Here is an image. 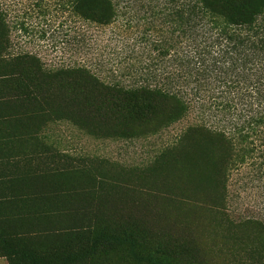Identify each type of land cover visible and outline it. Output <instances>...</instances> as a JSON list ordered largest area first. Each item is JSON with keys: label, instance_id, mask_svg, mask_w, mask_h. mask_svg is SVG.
Masks as SVG:
<instances>
[{"label": "rangeland", "instance_id": "rangeland-1", "mask_svg": "<svg viewBox=\"0 0 264 264\" xmlns=\"http://www.w3.org/2000/svg\"><path fill=\"white\" fill-rule=\"evenodd\" d=\"M0 1L1 8L12 15L15 8L6 4L21 0ZM64 16L57 11L27 17L26 23L34 30H45L42 36L38 31L8 33V47L0 53V74L18 73L8 78L11 86L21 85L27 95V60L18 58L26 52L36 56L47 71L85 64L101 67L96 73L105 80L109 79L108 67L122 71L124 62L108 63L114 49L108 39L113 36L109 27L84 28L81 42L73 39L79 32L70 31L71 18L60 24ZM132 31L121 30L120 35L130 39ZM98 62L100 66L94 65ZM52 103V111L45 110L41 99L17 105L16 110L27 111V135L14 138L15 148L0 151L3 159L11 160L6 167L1 165L7 173L0 175V236L14 248L31 250L47 264H59L64 258H68L65 264H144L131 257L128 241L107 239L113 235L124 239L132 233L137 255L141 248L157 259L183 264L181 255L175 253L179 250L176 244L188 242L189 257L195 244L200 249L195 250V264H252L246 255L238 262L225 254L227 245L234 243L226 225L248 217L264 222V133L248 138L255 146L251 157L226 171L214 193H222L223 198L214 204L217 207L209 208L191 202L202 197L205 201L207 193H191L176 176L180 168L170 160L157 159L186 126L201 119L196 100L178 121L133 137L81 127L77 116L63 114L56 110L59 103L54 99ZM215 112L204 122L221 125L222 117ZM181 171L185 173L186 167ZM195 232L200 233L196 243ZM97 233L106 240L94 243V253L71 257L89 250ZM0 264L29 263L0 248Z\"/></svg>", "mask_w": 264, "mask_h": 264}, {"label": "trees", "instance_id": "trees-1", "mask_svg": "<svg viewBox=\"0 0 264 264\" xmlns=\"http://www.w3.org/2000/svg\"><path fill=\"white\" fill-rule=\"evenodd\" d=\"M6 5L13 6L15 13L8 14L0 1V53L8 47L11 30L44 34V29L28 25L27 17L61 11L66 16L60 24L71 18L74 26L69 28L79 32L73 37L78 41H84V28L109 27L114 49L108 63L124 62L122 71L108 67L105 80L96 73L101 67L76 64L47 71L36 56L20 53L18 58L27 60V95L17 92V98L27 96L31 103L41 99L46 111L53 110L54 99L59 103L56 110L78 117L77 125L124 137L169 126L185 116L196 100L201 119L186 126L157 159L170 160L181 170L186 167L185 173L176 172L178 180L191 193H207L205 201L192 198V204L217 207L214 204L223 198L222 193L221 198L214 194L217 185L228 169L251 157L255 146L248 138L264 133V0H21ZM128 29L133 30L130 39L120 35ZM211 108L221 115V125L204 122L214 114ZM226 226L234 243L227 245L225 254L238 262L246 255L252 264H264V222L248 217ZM196 234L200 233L195 232L194 243ZM126 235L107 239L128 241L131 257L140 263L172 264L141 248L137 255L136 239L132 233ZM92 240L89 250L71 257L94 253V243L106 236L97 233ZM176 245L183 264L197 262L196 244L190 257L188 242ZM0 248L29 264H47L31 250L14 248L2 236Z\"/></svg>", "mask_w": 264, "mask_h": 264}, {"label": "crops", "instance_id": "crops-1", "mask_svg": "<svg viewBox=\"0 0 264 264\" xmlns=\"http://www.w3.org/2000/svg\"><path fill=\"white\" fill-rule=\"evenodd\" d=\"M11 75L0 74V151L15 148V137L27 135V111L16 110L17 105L24 106L27 103V96L17 98V92L26 95L21 85L11 86ZM0 156V175L7 171L1 168L11 160L3 159Z\"/></svg>", "mask_w": 264, "mask_h": 264}]
</instances>
